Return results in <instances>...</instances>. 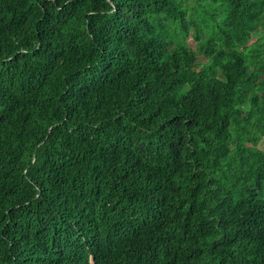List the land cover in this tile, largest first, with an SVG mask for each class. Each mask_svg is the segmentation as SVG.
I'll list each match as a JSON object with an SVG mask.
<instances>
[{"label":"trees","instance_id":"1","mask_svg":"<svg viewBox=\"0 0 264 264\" xmlns=\"http://www.w3.org/2000/svg\"><path fill=\"white\" fill-rule=\"evenodd\" d=\"M0 264H264V0H0Z\"/></svg>","mask_w":264,"mask_h":264},{"label":"rangeland","instance_id":"2","mask_svg":"<svg viewBox=\"0 0 264 264\" xmlns=\"http://www.w3.org/2000/svg\"><path fill=\"white\" fill-rule=\"evenodd\" d=\"M190 43L194 44L191 40H190Z\"/></svg>","mask_w":264,"mask_h":264}]
</instances>
